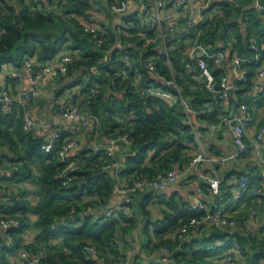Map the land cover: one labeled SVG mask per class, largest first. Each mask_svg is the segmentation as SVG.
I'll list each match as a JSON object with an SVG mask.
<instances>
[{
	"label": "trees",
	"instance_id": "16d2710c",
	"mask_svg": "<svg viewBox=\"0 0 264 264\" xmlns=\"http://www.w3.org/2000/svg\"><path fill=\"white\" fill-rule=\"evenodd\" d=\"M9 1L0 0V71L4 64L22 65L25 57H35L38 63L53 58L61 51L72 52L73 60L62 77L73 76V82L80 81L82 94L88 95L92 87H97L98 91L90 99L89 106L99 120L97 129L106 137L125 132L129 135L130 143L122 144L119 177L131 182L142 176L152 177L157 171L168 170L175 165L184 166L190 161L189 145L195 142L196 131L193 118L205 123L218 120L222 101L213 104L210 112L199 113L214 97L202 88L197 74L185 67L184 56L177 51L169 52L168 56L158 55L142 47L138 36L132 39L136 47L126 48L129 50L128 62L120 58L124 51L121 46L106 53V46H95L76 19L90 9L91 0H18L19 6ZM241 1L249 3L248 0ZM221 4L224 8L217 24L222 23V18L226 16L237 17L241 13L239 8L229 9L231 5L226 1ZM232 11L235 14H231ZM242 16L248 18V34L243 36L236 31L244 46L240 54L253 55L250 34L257 40L260 59H264L262 18L253 7L243 12ZM124 19L127 22L136 20L134 14ZM234 25L237 26V22ZM136 30L133 28V32ZM113 40L114 33L110 31L109 43ZM128 41V38L124 39L125 43ZM167 57L170 64H167ZM148 58H153L157 76L148 71ZM260 61L247 64L248 85ZM212 65L209 64L210 67ZM212 74L218 87L219 78L224 74L223 66L214 67ZM160 76L166 80L174 79L180 87L188 106L194 111L189 115L190 122L182 105L169 103L160 97L140 96L139 88L149 84L172 91V87ZM22 112V106L15 102L11 114L4 118L0 115V121L5 122L7 127L11 126L5 131L0 130V139L8 153L2 156L12 162L11 173L3 178L15 182L30 179L33 177L32 167L36 166L39 169L35 178L40 199L31 204L24 198H12L0 205V220L5 214H10L20 221L19 227L7 229L14 239L11 249L0 239V263L4 262L5 250L13 252L18 248L19 234L27 225V213L31 212L37 215L34 222L37 233L26 248L31 255L42 253L36 264H123L124 259L119 255L115 240L135 228L137 214L133 212L129 216L121 211L110 216L104 214V210L111 207L109 201L117 181L112 169L104 168L109 163L105 151L85 145L68 155L66 158L74 160L79 166L70 173L71 181L64 184L59 174L66 162L59 158L57 150L74 132L58 127L60 136L55 147L45 151L41 149L44 139L35 136L32 130L23 129ZM201 185L205 189L208 186L206 183ZM147 197L136 205L145 219L140 223L148 241L141 247L148 254L166 247L169 252L166 257L171 259V264H213L207 257L222 254L229 248V232L215 228L205 230L200 238L194 237V233L202 226L195 228L185 240L172 238L170 235L183 222L196 215L194 209L172 198L164 199L161 200L165 205L162 217L151 219L146 208ZM132 201L130 197L131 209ZM87 206L94 209L93 214H84ZM62 217L72 225L63 224ZM217 238L224 239L223 246L209 250L208 244ZM52 239H58V242H50ZM87 243L98 249L99 257L83 249ZM260 256H254L255 263ZM131 258L129 264H144L139 253Z\"/></svg>",
	"mask_w": 264,
	"mask_h": 264
},
{
	"label": "built area",
	"instance_id": "2783aa9c",
	"mask_svg": "<svg viewBox=\"0 0 264 264\" xmlns=\"http://www.w3.org/2000/svg\"><path fill=\"white\" fill-rule=\"evenodd\" d=\"M171 0H108V9L115 15V26L108 30L98 22V14L96 10H89L84 18L78 19L85 33L89 34L90 39L97 47L106 46V53H109L117 46H121L124 51L121 55V60L128 62L129 50L125 45L124 39L132 35L141 36L142 46L149 50H155L154 43L159 40L158 50L160 53L167 55L168 49L164 43L166 34H173L181 22L179 8L184 7L183 23L185 28V34L189 36V46L184 51V64L185 67L196 73L200 79L202 88L208 90L213 94V100L207 102L203 108L199 110V113L206 114L212 110V106L219 101L224 100L227 97L229 90L233 86L229 81L227 74H222L219 78V86H216L215 78L212 74V69L217 66H221L225 57V53L222 50L211 49L210 45L202 40V35L205 34L200 28H195L193 13L196 10L205 9L208 7L211 0H176L174 9H165V6ZM253 7L258 11H264V2L261 0H254ZM160 12L162 14H160ZM130 14H134L136 20L125 21L124 17ZM77 19V18H76ZM241 26L243 31L248 30V20L246 18L241 20ZM133 28H137L133 32ZM110 31L114 33V40L109 43ZM156 32L152 37L151 33ZM250 46L254 50L253 55L236 53L233 57V64L231 67V76L235 81L246 82L248 80V68L247 64L260 61L257 67V76H263L264 74V59H260V52L258 50L257 40L254 36L250 37ZM73 53L67 51H61L53 58L45 62H35V57H25L22 62V67L27 74L28 84L26 88L19 91L18 99H14L11 94L6 80L0 82V107L6 112L12 110L15 102L22 106V127L26 131H30L35 127V121L32 116V107L37 102L41 92V81L43 78L53 72L65 74L67 72V66L73 60ZM211 61L212 63H209ZM209 64H213L211 67ZM146 67L149 72L154 75H158L153 58H148L146 61ZM14 77V75L12 76ZM162 80H165L167 84L172 87V91L163 89L159 86L149 84L141 86L139 88V94L141 97L154 96L160 97L169 103H177L184 107L187 114L188 121L189 115L193 114V110L188 106L184 99L180 87L174 79L166 80L160 76ZM98 89L96 86L90 89L89 94H82L76 99L65 100L59 108L58 116L61 121L78 120L82 128L86 129L90 133H95L98 127L99 120L96 115L90 111V99L95 97ZM241 116L236 114H221L218 120L210 122L208 128L210 131L218 130L222 126H225L231 134L232 143L235 146V150L230 153L220 155H208L204 152L193 155L190 161L184 166H173L168 170L157 171L152 176H142L134 179L131 182H126L119 177L120 172V160L115 146L119 143L129 144L130 139L128 133H123L118 136L108 137L107 144L104 146H97L96 149H102L105 151L109 158V163L104 168L112 169L117 181L114 186L115 193H122L123 198L110 208L104 210V214L110 216L117 211H121L126 215L132 216L133 210L129 204L124 202H130V194L137 190L151 189L156 193H162L167 186L176 182L180 177L189 173L191 170L199 172V177L203 178V181L207 182V188L202 186L197 187L198 197L195 198L192 208L196 215L183 222L179 228L171 234V237L179 240H185L188 238L192 231L198 226L209 227L210 229H218L223 231H229L231 229H240L242 227L241 222L227 213L226 205L228 197L220 188L221 179L216 174L213 163H225L234 160L238 157L240 152L246 148L245 138V119L249 116L248 107L245 104L240 105ZM190 122V121H189ZM264 135V123L259 127L256 139L260 140ZM59 128L52 127L48 138L41 143V149L49 151L55 147L57 139L59 138ZM81 139L77 135H72L66 142H64L57 150V154L61 160L66 162V165L61 170L59 176L64 184L71 181V172L78 168V164L74 160H69L66 157L69 153H75L81 146ZM6 146L0 139V149ZM264 163V160H262ZM207 164L208 170L213 175H206L202 173L203 165ZM228 179L236 182V190L239 193H244L249 190V176L245 173H230ZM254 194H264V184L255 186L251 189ZM206 199L207 202H204ZM73 210L70 211L72 213ZM94 209L91 206H87L84 214H93ZM63 224L69 226L72 225L70 221H65V217H62ZM0 226L5 229L9 227H19L20 221L13 215L5 214L4 218L0 220ZM6 244L13 246L14 239L8 234L6 237ZM224 239H214L208 244V249L212 250L223 246ZM115 245L119 250V255L123 257V264L131 263V257L137 253V245L130 238L129 234H123L121 238L115 240ZM83 249L92 256L99 257L98 249L91 245L85 244ZM160 251L165 255L168 254L166 247H160ZM21 264H36L42 253L37 255H31L27 251H21L20 254ZM221 264H231L232 257L229 253L222 255Z\"/></svg>",
	"mask_w": 264,
	"mask_h": 264
},
{
	"label": "crops",
	"instance_id": "0c3cea01",
	"mask_svg": "<svg viewBox=\"0 0 264 264\" xmlns=\"http://www.w3.org/2000/svg\"><path fill=\"white\" fill-rule=\"evenodd\" d=\"M99 1V0H96ZM91 0V9L96 10L98 14V22L103 26L111 30L115 26V15H113L108 9V0H103L105 7L98 6V2ZM222 1H226L233 8H239L241 13L232 16H226L222 18V23L217 24L219 15L224 8L221 4ZM249 3H243L241 0H211L209 5L205 9L196 10L193 13V20L195 28H200L205 34L202 35V40L206 41L211 49L222 50L225 53L224 60L222 62L224 74L229 76V81L232 83V87L228 92V95L222 100L221 110L217 113V119L221 114L229 113L242 115L240 105L245 104L248 107L249 116L245 119V142L246 148L240 152L238 157L234 160L225 163L215 162L213 163L216 174L221 179L220 188L224 194L228 197L226 209L227 213L241 222L242 227L240 229L229 230V248L222 252V254L216 256L207 257L208 261H213V264L222 263V255L229 253L232 257L231 264H264V194H254L251 189L255 186L264 184V135L260 140L256 139L259 127L264 123V74L263 76H257V68L253 73L250 84L246 82L235 81L231 76V67L233 64V57L236 53H240L244 46L240 39L236 36V31H240L243 36L248 34L243 31L241 26V20L247 18L242 16L243 12H246L249 8L253 7L254 0H248ZM14 6H19L18 0L9 1ZM176 0H171L165 9H174ZM254 8V7H253ZM232 9V8H231ZM256 9V8H255ZM87 10L84 14L76 16L77 20L84 18ZM257 10V9H256ZM185 8L180 7V20L175 32L173 34H166L164 43L169 52L177 51L182 56H185L184 51L189 46L190 38L185 34V26L183 23V14ZM231 11V10H230ZM160 14H162L160 12ZM231 14H235L234 11ZM242 14V15H241ZM257 14L262 18L264 24V11L257 10ZM241 15V16H240ZM237 22V26L234 25ZM152 37L156 32L151 33ZM138 35H132L127 37L129 41L125 43L132 48L136 47V42L132 39ZM253 35L249 34L250 37ZM141 39V36H138ZM126 38V39H127ZM154 45L156 46L154 51L160 55L162 53L158 50L159 40ZM143 47V46H142ZM168 53L166 56H168ZM211 63V61H209ZM167 64H170L167 57ZM264 66V64H263ZM14 75V77H12ZM198 77V76H197ZM75 77L68 76L62 77V74L53 72L46 75L41 81V92L37 102L32 107V116L35 121V127L32 129L33 133L37 137H41L46 140L50 134L52 127H63L74 132L73 135H77L81 139L80 146L90 145L95 149L97 146H104L107 144L108 136L101 134L100 130H96L95 133H90L86 129L82 128L80 122L76 119L63 122L58 116L59 108L62 103L67 99H76L81 93V84L73 82ZM82 78V77H81ZM199 81L200 79L197 78ZM6 80L10 94L14 99H18L19 91L26 88L27 74L24 71L22 65L15 66L11 63L4 64L0 71V82ZM81 80V79H80ZM82 81H84L82 79ZM11 111L6 112L0 107V115L4 118ZM11 114V113H10ZM196 126L195 142L190 144V156L197 153L204 152L208 155H220L230 153L235 150V146L232 143L230 131L222 126L218 130L210 131L208 123L201 122L196 117L193 118ZM213 122V121H212ZM7 127L5 122L0 121V130L5 131ZM117 154L122 156V144L119 143L115 146ZM8 154L5 148L0 149V205L6 201H10L12 198H24L30 201L31 204H35L40 199V194L37 190L36 178L39 173V169L35 166L32 167L33 177L30 179L15 182L5 180L4 175L11 173L12 162L2 155ZM73 154L72 152L69 155ZM208 165L204 164L202 173L206 175H213L207 168ZM230 173H245L248 174L250 183L249 190L244 193L237 192L236 182L228 179ZM199 172L191 170L189 173L180 177L176 182L170 184L165 190L158 194L151 189L140 190L139 193L130 195L131 200L136 204L146 199V208L149 211L151 219H159L163 215V209L165 205L164 199H174L177 202H183L188 205H193L194 200L198 197L197 187L202 186L201 181L198 183ZM123 198V194L115 193L112 195L109 204L114 205ZM207 202L206 199H203ZM133 212L137 214V225L129 233L130 238L137 245V254H141V258L144 264H150L152 262H158L160 264H171V259H167V255H164L160 250L154 253L148 254L141 245L147 243L148 237L143 232L140 221L145 222V219L137 213L135 209ZM2 213L0 212V217ZM28 220L24 230L19 234L20 242L18 248L11 252L5 250V259L0 264H21L20 252L27 251V244L34 241V237L37 233V228L34 224L37 215L35 213H27ZM198 231L194 233V237L200 238L205 230L210 231L209 227L202 226L197 228ZM7 229L0 226V239L4 241V244L11 249L12 246L6 244ZM171 236V235H170ZM169 236H167L168 238ZM173 238V237H172ZM50 242L56 243L58 239H52ZM2 244V243H1ZM141 252V253H140ZM0 254H2L0 252ZM261 254L256 260L254 256Z\"/></svg>",
	"mask_w": 264,
	"mask_h": 264
},
{
	"label": "rangeland",
	"instance_id": "374dc122",
	"mask_svg": "<svg viewBox=\"0 0 264 264\" xmlns=\"http://www.w3.org/2000/svg\"><path fill=\"white\" fill-rule=\"evenodd\" d=\"M96 2H98V6L101 5V7L102 6L105 7L103 0H99V1H96ZM90 9H91V7H90ZM132 208L135 209L137 211V213H139V209H138V207H137V205H136V203L134 201H132Z\"/></svg>",
	"mask_w": 264,
	"mask_h": 264
},
{
	"label": "water",
	"instance_id": "95a60500",
	"mask_svg": "<svg viewBox=\"0 0 264 264\" xmlns=\"http://www.w3.org/2000/svg\"><path fill=\"white\" fill-rule=\"evenodd\" d=\"M201 181H203V178L200 177V178L198 179V183H200ZM124 203H125V204H129L128 201H126V202H124Z\"/></svg>",
	"mask_w": 264,
	"mask_h": 264
},
{
	"label": "bare ground",
	"instance_id": "6f19581e",
	"mask_svg": "<svg viewBox=\"0 0 264 264\" xmlns=\"http://www.w3.org/2000/svg\"><path fill=\"white\" fill-rule=\"evenodd\" d=\"M143 191V190H142Z\"/></svg>",
	"mask_w": 264,
	"mask_h": 264
}]
</instances>
